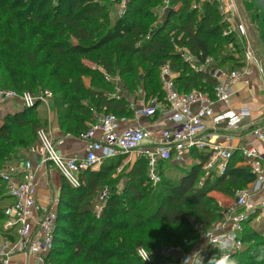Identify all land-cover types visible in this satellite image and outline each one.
I'll use <instances>...</instances> for the list:
<instances>
[{
	"label": "trees",
	"instance_id": "trees-1",
	"mask_svg": "<svg viewBox=\"0 0 264 264\" xmlns=\"http://www.w3.org/2000/svg\"><path fill=\"white\" fill-rule=\"evenodd\" d=\"M117 1L0 0V91L36 96L50 87L58 95L54 108L60 129L80 138L104 109L119 118L131 117L129 104L139 94L164 100L161 70L167 65L179 75L174 81L179 93L198 91L213 99L217 81L209 70L191 69L180 51H188L199 63L212 59L215 68H225L232 37L241 40L234 33L224 35L228 22L219 7L202 0H171L160 23L154 16L164 0H131L122 17L110 21ZM194 4H200L201 10ZM244 66L245 57L226 71H241ZM107 76L121 80L119 99L109 96L113 85ZM40 105L21 106L0 125L1 223L13 203L2 170L16 151L37 145L38 131L47 129V117L37 118ZM208 158L209 154L193 150L192 164L186 169L162 162L156 186L148 179L144 158L113 178L122 156L105 160L97 172L81 173L79 188L62 178L48 264H179L174 257L161 256L158 248L174 244L187 253L197 250L202 232L222 219L215 195L231 201L256 180L239 151L222 176L205 175L202 165ZM105 187L109 196L98 215L96 207ZM241 239L244 249L233 258L237 264H256L253 252L264 238L252 218L245 223ZM140 249L150 252V262L139 257Z\"/></svg>",
	"mask_w": 264,
	"mask_h": 264
},
{
	"label": "built area",
	"instance_id": "built-area-1",
	"mask_svg": "<svg viewBox=\"0 0 264 264\" xmlns=\"http://www.w3.org/2000/svg\"><path fill=\"white\" fill-rule=\"evenodd\" d=\"M131 0H125L122 13ZM207 1V0H203ZM165 14L171 0H164ZM220 6L221 13L227 22L231 18L236 23L231 32L240 39H245L241 24L234 16L232 0H208ZM184 62L193 70L203 72L209 70L210 75L217 81L214 89L215 97L194 91L190 94H181L175 87V79L179 76L172 72L169 65L161 70V80L165 93V102L147 98L145 94L138 95L135 101L129 104L130 111L136 118L149 120L147 127H122L126 118H119L113 113L95 114L94 121L90 122L88 130L81 136L86 142L85 155L62 156L48 134L38 131V144L29 150L28 158L37 155L40 165H51L61 177L72 187L81 186L79 175L95 170L105 160L118 156L129 159H146L148 162V179L153 186L161 181L159 166L163 162H172L190 166L189 158L193 150L209 154L208 160L202 165L206 176H222L226 173L230 160L236 149L233 146L234 135L221 134L220 130L237 132L248 127V134L255 142L264 144V111L262 123L256 125L252 121L251 112L244 108L227 109L219 112V106L230 104L234 95V87L242 84L249 87L251 78L256 73L258 84L264 94V67L256 58L249 42H245V66L241 71H224L213 68L212 59L199 63L198 59L188 51L181 50ZM107 76L106 80L109 81ZM119 80V78H117ZM114 79V80H117ZM111 80V79H110ZM122 90H118L112 98L119 99ZM49 94L45 93L34 98L29 93L19 94L14 91H0V104L7 101H16L21 106L33 107L36 103H47ZM160 105H164L161 108ZM217 138L223 139L218 141ZM238 151L241 153L244 165L249 167L256 180L248 188L238 191L236 198L229 203L218 200L222 211V219L210 230L201 234L203 244L192 253L181 251L178 255L172 249L160 251L164 257H174L179 264H183L185 257L198 252L201 264L211 258L213 254L221 253L212 245V241H225L231 243L228 250L232 258L244 249L241 235L244 225L252 216L258 221L264 219V198L258 203L252 198L264 192V152L252 144L242 145ZM35 167L30 159L22 164L14 163L1 174L6 184L12 205L5 210L3 230L5 235L0 247V264H15L16 256L22 258L25 264H48L47 259L54 249L55 233L58 215L54 207L45 208L37 200V185L35 181ZM109 192L104 189L99 196L100 204L96 207V214H100L108 199ZM206 233L208 237L204 235ZM149 254L140 249L138 255ZM199 256L196 260L200 259ZM142 259V258H141ZM152 259L149 254L148 263Z\"/></svg>",
	"mask_w": 264,
	"mask_h": 264
},
{
	"label": "rangeland",
	"instance_id": "rangeland-1",
	"mask_svg": "<svg viewBox=\"0 0 264 264\" xmlns=\"http://www.w3.org/2000/svg\"><path fill=\"white\" fill-rule=\"evenodd\" d=\"M125 0H118L117 3H114V7H113V12L111 13V18L110 21H114L115 18H120L122 17L123 13H122V9H123V3ZM208 1V0H207ZM206 2V1H205ZM232 4H233V10H234V16L237 18V20L239 21L238 24H241L242 29L245 33L246 38L244 39H240L241 41L237 40L234 36H233V32H231V28L236 26V23L233 21V18H231L230 22H228V27L227 29H224V35H232L233 39L232 42H230V44L228 45L229 48V54L228 56L230 57V61L226 63L225 68H223L224 71H226L232 64H236L237 62H240L241 59L244 56V45L245 42H249L252 50L255 53L256 58L262 63L263 67H264V15L262 13V11L258 8V6L255 3V0H232ZM202 3V2H201ZM215 5H217L220 9V6L215 3ZM201 5L199 4H194L193 8H199L198 10H201ZM162 9H159L157 12H155V22H162L163 19L165 18V2H163V5L161 6ZM221 10V9H220ZM200 13V12H199ZM113 23V22H112ZM159 24V23H158ZM83 62L85 64H87L88 66H90L93 69L96 70H100L99 68H97L96 66L90 64L87 60H83ZM243 62V61H242ZM213 66H211V70H213L212 68H215V64L214 62H212ZM109 82L113 85L111 90V95L109 94V96H113L116 95L118 90H121L122 88V82L121 80L117 79V76H109ZM117 79V80H114ZM86 84L88 86H91V82L89 80L86 81ZM253 87V86H252ZM93 88V87H92ZM45 93L49 94L50 97L47 98V103H42V105H40L36 110H38L37 113V118H39L40 120H44L46 117L48 119H50V117L52 115H55L56 117V110L54 108V103L57 99V94H55V92L49 87L47 89L44 90H40L36 96L32 95L34 98H39L41 96H43ZM250 94V95H247ZM247 94L243 93V92H238L236 93L235 97L232 100V106L234 107H242V106H250L251 110L257 115H262L263 111H264V103L262 100V106L261 104L258 102V99H255L257 96V94H255L254 91H248ZM248 96V97H247ZM155 99V98H154ZM165 102V99L162 100ZM252 104H251V103ZM87 103V101H86ZM161 108H164V105H160ZM53 117V116H52ZM46 134H48L49 132V128L47 127V129H42ZM49 139L52 141V137L48 134ZM79 138V137H78ZM53 142V141H52ZM36 146V145H35ZM34 148V147H32ZM31 148V149H32ZM30 149V150H31ZM261 152L263 150H260ZM16 155L13 156V161L7 163L5 166V169H3L2 171L5 172V170L7 169L8 166L13 165L14 163L17 164H22L24 161H26L28 159V153H29V149H21L16 151ZM175 166V164H173ZM3 166V167H4ZM132 167V164H128L123 166V169H120L118 171V173H116L113 178H117V176L119 174H122L124 172V174H126L127 170H129V168ZM175 170V169H172ZM175 172V171H174ZM202 184H200L201 186ZM123 183L120 182V184L118 185V190L122 191L123 190ZM104 189H107L109 191V189L107 187H105ZM103 189V190H104ZM221 200V199H219ZM252 218V221L255 222V226H257V229L261 231V233L263 234V238H264V219L258 221L257 218L254 217H250L249 220ZM4 230H3V222H0V236H4ZM2 246V244H0V247ZM167 249H172V252L174 254H179L181 251L187 253L184 248H182L181 246L178 245H163L161 247L158 248L159 252L160 251H164ZM149 252V251H148ZM150 253V252H149Z\"/></svg>",
	"mask_w": 264,
	"mask_h": 264
},
{
	"label": "crops",
	"instance_id": "crops-1",
	"mask_svg": "<svg viewBox=\"0 0 264 264\" xmlns=\"http://www.w3.org/2000/svg\"><path fill=\"white\" fill-rule=\"evenodd\" d=\"M175 10H178L177 6L175 7ZM251 81H252V84L249 87L243 86L242 84L234 87L235 93L231 99L230 104L227 106H219L217 108V110L219 112H221V111L227 110V109H239V108L247 109L251 112V117H252L251 120L254 121L256 125H260L262 123V115L260 116V115H257L256 112L254 113L250 109L251 105L250 106H242V107L232 106V100L235 97L236 93L243 92V93L247 94L248 91H254L255 94H257L256 95L257 97L255 99H258V102L262 106V100L264 103V94L261 91L260 84H258L256 73L252 76ZM247 95H250V94H247ZM248 98H251V95ZM20 107H21V105L16 101H7L3 104H0V125L3 124V120H4L5 116H7L10 113L11 114L14 113L16 111V109L20 108ZM52 116L50 117V119L47 118L49 121L48 122V128H49L48 134L52 137V139H53L52 141H53L54 145L56 146L58 152L62 156H65V157H71L74 155H80V156L85 155L86 142L84 140H82L80 137L78 138V137H74L71 135L64 134V132L59 127L58 119L55 117V115H52ZM94 118H95V116H94ZM124 118H126V121L122 125V127H125V128H127V127H138V126H140V127L149 126V120H147L145 118H136L133 113H132L131 117H124ZM248 132H249L248 127L241 128L237 132L228 131L225 128H222L220 130L221 134L230 133L231 135H234L233 146L235 148H237L235 152H237L238 149H240V147L242 145H246V144L255 145L259 148V150H263L262 152H264V144L253 141V139L249 136ZM217 139H218V141L223 140L220 138H217ZM122 157H124V160H123V163H122V166L120 169H123V166L128 165V164L133 165L138 160V159L137 160L129 159L126 156H122ZM28 159H30L33 162L34 167L36 169L35 181H36V185H37V200H38V202L45 208L54 207L56 210L57 204L59 202L61 189H62V183H63L62 182L63 179H62L60 173L57 170H55L51 165H45V166L40 165L41 160H40L39 156H37V155H31V156H29ZM192 161L193 160L189 158L190 165L192 164ZM195 163L201 164L199 160H196ZM100 168H101V166L97 167L95 170H93V172L99 171ZM120 169H118V171ZM201 184H202V181H201ZM249 186H251V184ZM215 196L218 200L221 199L223 202L225 201L226 203L230 202V200H228L224 196L223 197L218 196V195H215ZM263 198H264V192L258 194L256 197L252 198V201L255 203H257V202L259 203ZM3 240H4V238L2 236H0V244L3 243ZM202 244H203V240L201 241V244L199 247H201ZM15 260L17 262L15 264H25V262L22 260V258H20L18 256H16Z\"/></svg>",
	"mask_w": 264,
	"mask_h": 264
},
{
	"label": "clouds",
	"instance_id": "clouds-1",
	"mask_svg": "<svg viewBox=\"0 0 264 264\" xmlns=\"http://www.w3.org/2000/svg\"><path fill=\"white\" fill-rule=\"evenodd\" d=\"M206 237V233L204 234ZM208 241V237H207ZM209 243V241H208ZM212 245L219 250L221 253L219 256H213L208 264H237V260L232 258L230 252L228 251L231 248V243L228 240L225 241H212ZM256 264H264V244H260L253 252ZM199 256L198 252L193 253L191 256L185 257L183 264H201V257L199 260H196V257ZM149 254L142 253L141 258L147 260Z\"/></svg>",
	"mask_w": 264,
	"mask_h": 264
},
{
	"label": "water",
	"instance_id": "water-1",
	"mask_svg": "<svg viewBox=\"0 0 264 264\" xmlns=\"http://www.w3.org/2000/svg\"><path fill=\"white\" fill-rule=\"evenodd\" d=\"M255 3L264 15V0H255Z\"/></svg>",
	"mask_w": 264,
	"mask_h": 264
}]
</instances>
